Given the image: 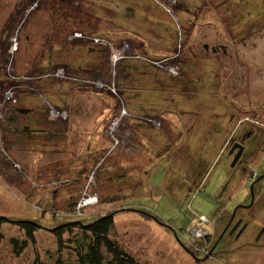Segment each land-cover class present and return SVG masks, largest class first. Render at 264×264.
Here are the masks:
<instances>
[{
	"label": "rangeland",
	"instance_id": "1",
	"mask_svg": "<svg viewBox=\"0 0 264 264\" xmlns=\"http://www.w3.org/2000/svg\"><path fill=\"white\" fill-rule=\"evenodd\" d=\"M105 1L72 0L76 9L61 0H0V104H10L9 90L22 107L39 103L62 137L60 149L57 134L45 149L34 142L11 149L0 140V161L7 159L0 162V216L43 227L35 246L17 254L24 232L4 223L0 264H32L35 250L43 257L54 251L47 227L110 213L109 236L137 264H264V231L256 241L264 201L248 179L251 170L264 171V144L254 155L246 146L235 164L228 154L238 121L251 123L252 109L264 106V0H193L208 23L192 36L226 50L196 60L198 50L184 42L190 29H178L172 39L164 32L175 2L152 0L146 16L138 7L145 30L116 36L120 23L109 14H119ZM182 12L178 6L177 18ZM110 19L116 31L106 32ZM199 125L213 127L215 136L205 146L200 185L186 154L192 144L198 152L193 128ZM229 131L228 147L215 151ZM192 228L201 229L199 237L218 236L210 258L197 261L186 251L199 240Z\"/></svg>",
	"mask_w": 264,
	"mask_h": 264
},
{
	"label": "flooded vegetation",
	"instance_id": "2",
	"mask_svg": "<svg viewBox=\"0 0 264 264\" xmlns=\"http://www.w3.org/2000/svg\"><path fill=\"white\" fill-rule=\"evenodd\" d=\"M62 2L67 3L69 6H75L76 9H79V4H75L72 2V0H61ZM169 2H175L174 8L171 10L172 14L169 15L173 21L175 22H169L168 24H164V32L168 34L171 39L173 38V35H178V29L181 31L186 32V28L190 29L187 36L185 38H188L185 42L187 46H190L192 49H197V52H193L194 54L191 56L193 60L203 58V56H199V54H215L219 53L221 50L223 53H226L225 46H219L218 42L209 43L208 41H202V40H196L195 36H192L193 33H196L199 28L200 30H203V26H206L208 22L206 20H203V17L200 15L201 9H193L191 7V2L183 3L184 0H168ZM210 1L212 0H205V4L210 5ZM177 2V3H176ZM186 4V6H185ZM196 4V3H195ZM219 4H221L219 2ZM182 6L184 8V11L180 13V16H176L175 12L177 11L178 6ZM261 4L257 3V7H259ZM207 11V10H206ZM178 13V12H177ZM185 15H184V14ZM260 12H255V17L259 15ZM58 17L60 18V14L57 12ZM262 16V14H261ZM200 21H203V24L200 23ZM76 22V21H75ZM174 23V24H173ZM182 23V24H181ZM76 24V23H75ZM110 24V23H109ZM60 28L63 27V20L60 21V23L57 24ZM111 25L113 26L112 22ZM75 28L72 29H78L77 26H74ZM198 28L197 30H195ZM82 31V30H81ZM59 32V31H58ZM58 32H55L53 30V34H58ZM84 32V31H83ZM77 33V32H74ZM52 34V36H53ZM54 38V37H52ZM51 38V39H52ZM200 38H203V36H200ZM84 40L86 38H83ZM184 39V36H183ZM110 42L112 40L107 39ZM54 42V41H51ZM244 44V43H243ZM113 46V45H112ZM98 48H94V51H97ZM101 53V52H96ZM177 56L181 53V50L175 52ZM175 54V56H176ZM179 57V56H178ZM80 67V66H79ZM81 68V67H80ZM190 69V68H188ZM44 76V75H43ZM12 79L15 78L14 76L11 77ZM102 80V79H101ZM218 83V82H217ZM216 83V85H218ZM10 92V93H9ZM9 92L6 93L7 99L10 100V104H0V140H3L4 143L7 144V147L10 146L11 149L14 148L16 145V148L18 150L19 145H25V143H33L37 145L41 149L48 148L49 143L53 142L52 137H55V134L59 135L61 134V131L58 129H55L56 126L53 128H49V124H52L53 121L49 119L50 114L49 111L41 106L39 103H36L35 105H32L31 107H22L20 103H17V98L12 96V92L9 90ZM5 93L3 97H5ZM30 95H27L28 97ZM34 96V95H32ZM17 103V104H16ZM252 120L251 123H246L243 120L238 121L237 125H239V128L237 130L236 139L235 142L231 143L229 146V154L233 155V163L235 164L241 156L245 152V147L248 146L250 154L260 151L262 148V145L264 144V106L263 107H256L253 108L252 111ZM58 115V112H57ZM250 121V120H249ZM230 122V121H229ZM62 137L59 135L56 139V144L59 148L60 140ZM232 140V137L231 139ZM230 142V141H229ZM9 144V145H8ZM264 149V148H263ZM262 149V150H263ZM7 161L6 158L3 159L5 162ZM0 165H4L3 163H0ZM10 164L7 168H9ZM248 179L250 182H252L251 189L257 190V193L259 194V201H264V185H261V180L264 179V171L259 175L257 174V170L253 169L249 173ZM253 196V193H252ZM236 225V224H235ZM227 226V225H226ZM236 227V226H235ZM242 227L241 229H243ZM232 229L228 232L229 235H235L232 233ZM240 229V230H241ZM228 230V229H227ZM239 230V231H240ZM244 230V229H243ZM241 234V233H240ZM209 236V237H208ZM212 235L206 234L205 237L199 238V240H192L193 243H195L197 246H199V249L194 251L193 245L191 250L195 253L196 256L191 251H187L190 255H193V258H202V260H205L207 258H210L213 255L214 246L216 244V238H211ZM221 236H219V239ZM224 237V234L222 238ZM257 241V239H256ZM199 261L198 259H196Z\"/></svg>",
	"mask_w": 264,
	"mask_h": 264
},
{
	"label": "trees",
	"instance_id": "3",
	"mask_svg": "<svg viewBox=\"0 0 264 264\" xmlns=\"http://www.w3.org/2000/svg\"><path fill=\"white\" fill-rule=\"evenodd\" d=\"M97 218L99 219L87 224L82 221L59 224L52 227L54 230L51 231L47 227L46 230L56 239L55 250L45 253L44 257L35 250L32 264H137L136 258L124 251L115 238L109 236L114 225L113 215L110 213L108 216ZM4 223H11L24 232V239L15 249L17 254L21 253L29 245L28 243L34 247L35 232L43 228L34 220H22L21 222V219L14 221V219L0 216V241L2 239L1 226ZM263 231L264 228L260 231L258 240ZM63 234L74 235L65 240ZM186 247L196 256L190 245Z\"/></svg>",
	"mask_w": 264,
	"mask_h": 264
},
{
	"label": "crops",
	"instance_id": "4",
	"mask_svg": "<svg viewBox=\"0 0 264 264\" xmlns=\"http://www.w3.org/2000/svg\"><path fill=\"white\" fill-rule=\"evenodd\" d=\"M151 1L152 0H121V2H119L118 0H109V3L107 1H105V6L110 8L112 11L114 10L113 13H118L119 14V15H114V14L110 13V10H109V13H110L109 17H111V19L112 18H116V20L119 21V23H120V27L119 28H116L115 25H114V27L117 29V31H116V30H112V25H111L112 20L111 19L107 20L108 22H106L107 23L106 24V26H107L106 27V32L116 31L115 35L116 36H118V35L121 36L120 34H123V33L128 34V32H129L131 34V32H136V31H133V30H135L134 28H140L139 31L145 30V29L140 27V23L139 22H141L142 16L138 12L137 8L138 7H142L141 8L142 12H143L144 16H146V12H145L144 6H146L148 4V5L153 7L154 5L152 4ZM159 12H161V14H163L162 10H159ZM161 14L159 13L158 15L160 16ZM155 20L156 21H162V23L164 22L163 19H161L160 17H155ZM166 20H168V22H171V23L174 22L173 19L170 16H167ZM149 32H151L152 34L156 35V33H154L153 31H149ZM149 36L151 38V35H149ZM156 36H158V35H156ZM160 36L161 35H159L158 37L160 38ZM141 44L143 45V47L145 49L149 48L148 44L145 45V42L142 41ZM141 44L139 43L140 46H141ZM208 65L209 64L206 63V66H208ZM214 91H216V90H214ZM228 125H229L228 123L225 124V125H221L222 127L220 128V130L223 129L224 127H225V130H226L228 128ZM234 126H236V125H234ZM193 129L195 131L194 132L195 135L197 134L196 135V139L199 141V143L197 142V144H196V146L199 145L198 146V152L193 150V144H192V147L189 145V149H188L186 154H187V157H189L190 166L192 167L191 174H194V180L195 181L193 180V183H195L199 179V185H200L202 183V181H203V176L205 174L204 172L206 171V168H207V166L205 164L208 162V158H205L206 156H208L206 151H205V146H206V144L208 142L211 143L212 142V138L215 137V136H211L210 135V131L213 129V127H211V126L201 127L199 125V128H193ZM231 132L232 131H229V133H227V137L225 136V139L222 142H220V143L215 142L214 143V145L212 147L213 148L215 147V151H216V148H218V151L221 152L223 147L224 148L228 147L229 141H231V140H229L230 135L232 134ZM232 138H234V137H232ZM196 153L199 154L198 157L195 156ZM160 158H162V156ZM169 166H170V162H169ZM123 171L125 173H128V174L130 173V169L129 168H125V169H123ZM257 241H258V239H257ZM230 256L231 257H237L238 255L236 253H233Z\"/></svg>",
	"mask_w": 264,
	"mask_h": 264
},
{
	"label": "built area",
	"instance_id": "5",
	"mask_svg": "<svg viewBox=\"0 0 264 264\" xmlns=\"http://www.w3.org/2000/svg\"><path fill=\"white\" fill-rule=\"evenodd\" d=\"M106 43L109 45L111 50L114 49V47L112 46V44H111V42L109 40L106 39ZM199 231H201V229L198 230V229L192 228L191 229V235L194 236V237L202 238L203 236L199 237L202 234V232L200 233ZM184 237H186V235H184ZM192 245H193L194 251L199 249V246L195 245V243H191V245H190L191 248H192Z\"/></svg>",
	"mask_w": 264,
	"mask_h": 264
},
{
	"label": "water",
	"instance_id": "6",
	"mask_svg": "<svg viewBox=\"0 0 264 264\" xmlns=\"http://www.w3.org/2000/svg\"><path fill=\"white\" fill-rule=\"evenodd\" d=\"M3 217V216H2ZM5 218H7V217H5ZM12 221V220H11ZM14 221H16V220H14ZM21 222H22V220H21ZM48 230H54V228H47ZM186 250V249H185ZM188 251V250H187ZM191 256H193V255H191Z\"/></svg>",
	"mask_w": 264,
	"mask_h": 264
}]
</instances>
